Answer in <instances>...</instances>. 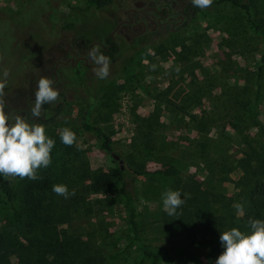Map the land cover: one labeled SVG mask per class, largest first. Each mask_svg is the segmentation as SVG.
<instances>
[{
  "label": "rangeland",
  "instance_id": "374dc122",
  "mask_svg": "<svg viewBox=\"0 0 264 264\" xmlns=\"http://www.w3.org/2000/svg\"><path fill=\"white\" fill-rule=\"evenodd\" d=\"M35 1L0 0V78L5 69L9 71L4 99L11 116L33 123L31 109L41 77L53 80L60 93L50 105L63 104L57 117L43 124L55 147L51 165L39 170L42 179L34 184L39 219L32 234L38 247L74 241L85 248L83 257L94 256L101 264L138 262L141 253L114 174L119 162L136 199L141 229L153 246L161 251L167 236H179L189 254L178 264H215L224 251L221 233L233 227L250 233L249 220H262L264 215V198L253 194L255 184L264 182V70L259 113L253 117L246 113L264 43L247 27L244 9L232 0H213L206 17L185 16L179 23L165 18L160 24L157 11L149 6L167 7L178 16L189 0H129L133 8H144L130 13L146 28L135 36L143 29L141 23L131 31L127 23L117 27L126 18L125 0H117L115 7L89 10L83 0H48L43 20L37 19L47 24L41 30L33 26L39 3ZM236 1L249 3L254 18L264 25V0ZM6 14H15L14 22ZM67 23L72 27L62 29ZM110 33L118 50L108 56L109 76L99 79L94 71L98 65L88 53L94 46L100 49L107 44ZM143 35L140 45L143 41L150 44L135 46V39ZM49 43L52 49L39 55ZM135 49L139 50L135 68L146 89L182 106L190 115L153 98L124 74V59ZM79 66L85 72L84 82L72 76ZM88 105L92 107L90 122L112 137L111 154L100 148L95 134L83 123ZM53 114V109L41 112L46 117ZM65 127L77 135L73 146L61 142L59 133ZM166 165L176 167L178 174L152 172ZM132 168L150 172L135 175ZM55 184L67 185L75 195L68 199L56 195ZM13 189L19 207L22 188L17 183ZM169 189L180 191L182 199L186 194L175 216L163 209L162 194ZM4 201L0 194V242L9 227ZM237 204L243 205V215ZM257 214L261 218H255ZM28 221L23 217L19 227L24 245L31 235ZM5 249L9 264H24L13 246ZM159 264H167L164 256Z\"/></svg>",
  "mask_w": 264,
  "mask_h": 264
},
{
  "label": "trees",
  "instance_id": "16d2710c",
  "mask_svg": "<svg viewBox=\"0 0 264 264\" xmlns=\"http://www.w3.org/2000/svg\"><path fill=\"white\" fill-rule=\"evenodd\" d=\"M37 1V0H36ZM35 1V2H36ZM85 4V10L89 9H102L105 7H115V2L117 0H83ZM234 3L240 5L245 11V23L247 27L251 30V32L255 35V37L262 39L264 43V25L257 22L254 18V12L249 3H238L236 0H232ZM38 8L34 12L36 14V29H43V25H47L46 23L42 24L43 21H38L37 19L41 18V14H45L47 12V2L48 0H39ZM127 3L124 5L127 10L128 8L133 6L129 0H125ZM136 2L141 3L139 0ZM182 9V8H181ZM38 10V11H37ZM184 12L186 13V18L193 19L198 16L206 17L210 13V8H199L193 5L192 0L186 2L183 7ZM19 13V12H18ZM1 16V15H0ZM12 22L15 18V14H6L3 15ZM42 19V18H41ZM31 20V19H30ZM43 20V19H42ZM72 24L67 23L64 24L62 29L71 28ZM50 29L54 30V27L49 26ZM144 36H140L135 39V46L139 45L142 47L148 46L150 42L140 45L141 40L144 39ZM58 33L54 36V41H57ZM149 40V37H147ZM107 44L101 46L99 49L100 53L113 56L115 52L118 50V44L114 41V38L111 34L107 35ZM49 47L44 46L42 48L43 52L39 55H42L48 49H52L51 44H48ZM139 53L138 49H135L133 54H129L128 57L124 59L122 65V71L127 77L134 79L136 84L147 94L152 96L153 98L159 101L169 102L175 105L177 108L182 110L184 113L190 115L182 106L177 105L176 103L171 102L170 100H165L156 95H152V93L146 89L144 84L141 82L139 75L135 68L136 56ZM36 55V56H39ZM35 56V55H34ZM74 64V63H73ZM77 65V64H76ZM80 67V66H79ZM78 67V68H79ZM73 72L72 76L77 82H84V74L83 70H80L81 67ZM264 70V47L260 54V63L257 67V73L255 78L256 88L253 92L252 101L246 106V113L248 116L253 117L258 115L259 113V102L262 97V72ZM16 93H11L9 96H14ZM43 110L53 109L54 114L51 116L41 115L39 118H34L33 123L39 124H48L52 122L60 111L63 109L62 102H58L54 107L50 104H45L42 106ZM92 112V107L90 105L86 106L84 112L82 113L83 123L90 129L92 133L98 139V143L100 148L107 153L111 154L113 152L112 146V137L106 133V131L100 126L96 124H92L90 122V116ZM117 160V159H116ZM119 161V160H117ZM132 172L135 175H144L150 171H147L142 168H132ZM158 176H173L178 174V169L171 165L161 166L152 171ZM114 174L118 177L119 180V194L121 197L122 205L127 214L128 225L130 231L132 233L133 240L137 243L138 249L141 253L140 258L135 264H159L164 256L167 264H178V261L182 258L186 257L189 254V247L184 242L183 238L179 236H167L166 243L160 246L161 251L157 250L153 244L151 243V239L143 232L141 229L140 223L137 218V205L135 196L128 190L124 175L122 172V167L119 162L114 169ZM20 185L22 188V193L20 196L21 205L18 207L15 203V194L13 186L16 184ZM35 180L19 179L18 177L14 179H4L0 181V194L3 195L5 201V205L8 209V218H9V227L7 231L2 234V242H0V264H9V260L4 257L6 254V249L9 246H13L16 255L22 260L24 264H101L100 260H98L94 256H86L83 257L82 252L85 250L84 247L80 246V243L74 241H53V243L39 246L38 243L34 241V235L32 234L33 228H35L36 219H39V211L36 208V199L34 191ZM253 194L257 196H261L264 198V182H258L254 186ZM261 216V215H260ZM28 218L29 221L26 222V226H28L29 233L31 234L28 239V243L24 245V243L20 242L19 235V227L22 219ZM44 217V216H43ZM259 217V214L255 218ZM45 218V217H44ZM261 218V217H259ZM264 220V215L262 217ZM47 223V222H46ZM47 225V224H46ZM24 224V227H26ZM6 241L5 245L4 242Z\"/></svg>",
  "mask_w": 264,
  "mask_h": 264
},
{
  "label": "clouds",
  "instance_id": "9594fccd",
  "mask_svg": "<svg viewBox=\"0 0 264 264\" xmlns=\"http://www.w3.org/2000/svg\"><path fill=\"white\" fill-rule=\"evenodd\" d=\"M199 8L210 7L213 0H192ZM91 61L98 65L94 70L99 79H106L110 74V58L94 46L88 53ZM9 71L4 70L0 78V176L4 179L39 180L41 168H48L52 163V150L55 140L46 134L45 126L30 123L23 117L11 116L5 111V88ZM54 81L41 77L35 92V102L31 109L32 116L39 118L42 106L56 102L60 93L53 87ZM60 139L66 146L77 142V135L65 127L60 130ZM52 191L68 199L75 195V190L69 191L67 185L55 184ZM186 199V194H185ZM180 191L166 190L162 194L163 209L169 216L177 215V210L185 203ZM239 214L243 215L244 207L235 205ZM250 233H244L238 228H231L221 233L219 239L224 251L217 257L215 264H264V220L250 219Z\"/></svg>",
  "mask_w": 264,
  "mask_h": 264
},
{
  "label": "flooded vegetation",
  "instance_id": "af4514ba",
  "mask_svg": "<svg viewBox=\"0 0 264 264\" xmlns=\"http://www.w3.org/2000/svg\"><path fill=\"white\" fill-rule=\"evenodd\" d=\"M186 4V3H185ZM185 4L181 7V13L178 15V16H174V15H171L170 14V11L167 7H164V6H161L159 8V10L154 7V6H149L148 9L152 10V11H157L158 13V23L162 24L164 23L165 21H162L161 19H165L166 20H175V23H179V22H182L186 16V13L184 12L183 10V7L185 6ZM144 8H141V9H137V8H133V7H130L126 10V18L125 19H122L120 21V23L117 24V27L119 26V24L121 23H127V25L129 26V31H131V28L138 25L139 23H141V25H143V29L137 33H135L134 35L135 36H138L139 34L145 32L146 28L144 26V22L141 20V21H135L134 19V16H132L130 13L131 12H138V11H141L143 10ZM171 29H174V25L171 26ZM113 38H114V35L113 33H110ZM86 61V59H84ZM87 63V62H86Z\"/></svg>",
  "mask_w": 264,
  "mask_h": 264
},
{
  "label": "water",
  "instance_id": "95a60500",
  "mask_svg": "<svg viewBox=\"0 0 264 264\" xmlns=\"http://www.w3.org/2000/svg\"><path fill=\"white\" fill-rule=\"evenodd\" d=\"M115 159L119 160V159H118V156L115 155Z\"/></svg>",
  "mask_w": 264,
  "mask_h": 264
}]
</instances>
